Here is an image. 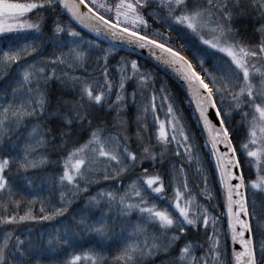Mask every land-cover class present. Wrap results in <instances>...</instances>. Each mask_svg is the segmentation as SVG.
Returning <instances> with one entry per match:
<instances>
[{"label":"snow or ice","instance_id":"1","mask_svg":"<svg viewBox=\"0 0 264 264\" xmlns=\"http://www.w3.org/2000/svg\"><path fill=\"white\" fill-rule=\"evenodd\" d=\"M58 6L97 37L114 42L92 62V72L88 60L99 44L85 41L71 21L54 20L52 35L45 39L44 13ZM145 13L166 31L149 34ZM246 19L258 25L251 40L245 39L246 28L237 27ZM8 33L18 35L6 49L0 47V81L15 65L14 74L0 87V209L5 213L0 214V227L37 220L35 198L19 214L25 198L10 177L14 168L15 175H21L47 164L40 149L53 144L57 136L56 147L65 153L62 170L45 179L58 191L60 206L51 198L42 200L40 220L65 216L93 184L115 180L119 185L125 174L130 183L122 189L102 186L68 222L62 221L51 232L32 236L29 229L21 239L5 230L0 237V264H43L54 261L51 253L62 256L59 264H156L157 259L159 264H264V206L256 204L257 192L264 194V0H0V36ZM172 33L181 41L179 47L173 46ZM84 45L90 46L87 52ZM120 48L146 49L157 67L170 69L184 83L223 186L230 255L222 242L219 217L192 194L183 165H172L171 195L162 175L149 172L163 163L170 145L175 156L201 165L199 148L176 115L166 85L156 89L154 74L142 71L137 60L121 57L113 70L116 76L110 78L108 57ZM184 49L192 53L196 65L182 53ZM205 59L215 71H209ZM55 83L67 89L63 95L74 99L54 97ZM128 87L133 90L128 92ZM158 106L166 109L165 121L157 115ZM133 107L137 109L134 138L127 135L125 119ZM208 109L214 110L219 127L208 118ZM112 113L109 127L104 117ZM233 113L245 129L242 139L235 136ZM149 114L151 134L146 123ZM82 137H87L83 144ZM198 170L204 186L201 194L211 200L208 178L202 168ZM25 182L24 190L31 186L26 175ZM17 195L20 200L14 199ZM201 227L204 243L190 238L192 230L198 235ZM81 233L94 235L97 244L84 249Z\"/></svg>","mask_w":264,"mask_h":264},{"label":"trees","instance_id":"2","mask_svg":"<svg viewBox=\"0 0 264 264\" xmlns=\"http://www.w3.org/2000/svg\"><path fill=\"white\" fill-rule=\"evenodd\" d=\"M12 2H28V0H12ZM87 2V0H86ZM30 16L32 14H29ZM44 16L46 17V26L44 29V36L45 39H47L49 36L52 35L50 29L53 26L54 20H60L62 23H67L71 21L67 16L64 15L63 11L59 8V6L56 8L55 11H48L44 13ZM145 18L148 20V25L149 28L147 31L150 33L154 31H160V32H165L166 29L159 23H154L152 18L148 16L147 13H145ZM73 27L75 28L76 31L80 32L81 35L83 36L85 41H92L95 44H99V48H96L93 52L90 53L91 59L88 60L89 64H92V67L88 68L89 72L93 71V68L95 67V64L92 62L95 60H98L101 55H103V50H107L110 47L105 45L104 43L96 40L86 32H84L82 29H80L78 26H76L72 21H71ZM237 27H244L246 28L245 32V39L246 40H251L253 37V29L254 27H258V25H254L253 22L250 20L246 19L243 23V25H237ZM17 33H8L5 34L4 36H0V47L2 48H7L11 42H14ZM63 35V34H62ZM172 36V41H173V46L174 47H179V44L181 41L178 40L176 37L175 33L171 34ZM89 45H84L83 50L86 52L88 51ZM67 51V49H65ZM48 52L51 53L52 49L49 48ZM182 53L188 57L189 60L192 61L194 65H196V60L193 59L192 53L189 52L187 49L182 50ZM121 57H127L128 60H137L138 63L141 65V70L145 72H151L154 74L155 77V88L159 89L161 85H166V90L170 94L171 101L173 103V108L176 111V115L181 117V123H183L186 126V131L191 133V141L198 146L199 148V157L202 161L201 165H197L195 161H193L191 164L186 163L182 156L177 157L173 154V146L170 145L167 153L165 154V158L163 160V163L157 164L156 168H149V172H159L162 175V178L164 179L165 183V189L168 192L169 195H171V190L169 189V179H170V173L172 172V165L176 164L177 167L180 165H183L185 174L188 179V186L189 189H191L192 194L196 197L197 201L206 206L209 207V211L219 217V231L222 235V242L226 243V246L228 248V253L230 255L231 253V246H230V240L229 237L226 235L228 232V227H227V222H226V215L225 213V206H224V199H223V193H222V186L219 182L218 179V172L215 167V162L213 159V156L210 152L209 146H205V135L203 133L202 127L200 122L197 120V115L192 107L191 104L188 103V98L183 92V90L180 88V86L169 76L164 74L163 72H160L158 69H156L154 66H152L150 63L146 62L145 60H142L130 53L119 51V50H113L112 55L108 57L109 60V70L112 72V77L113 78L116 76V73L113 72L115 68H118L119 66V61ZM205 65L208 67L209 71H215V69L212 66V63L205 59ZM199 71V68H197ZM15 72V65L13 66L12 71L9 72V75L5 77L4 81H0V87L3 86V84L8 80L9 76L13 75ZM76 75H80L81 73L77 71L75 73ZM219 74V73H217ZM96 75H99V73H96ZM203 75V73H201ZM52 88V94L54 97H59L63 95L64 92L67 91V89H62L59 85V83H55L51 85ZM133 89L131 87H128V92H131ZM148 93H145V96H147ZM159 93H157V104L159 105L160 100H159ZM63 98L65 100H73L74 98L71 95H63ZM220 105L218 104V107ZM137 109L135 107L130 108L128 111V115L125 117L129 121V127H128V133L130 137L134 138L135 134V125L132 123V121L135 119ZM157 115L159 116V119L161 121L166 120V109L165 108H160L159 106L157 107ZM115 116V113H112L111 116H105V120L109 122V127H111V120ZM239 120L240 117L236 113H233V120L232 123L234 124L235 128L237 131L235 132V136L239 138H243L245 135V129L241 128L239 125ZM51 123V122H50ZM99 121L93 120V124H97ZM146 123L148 124V133L151 134L154 131V126L152 122V116L149 114ZM227 123V122H226ZM54 127V125H51ZM231 131V130H230ZM26 133L21 135V141L23 140L24 136ZM13 140H16V137H12ZM87 137H82L80 138V143L83 144L85 143ZM237 141L234 138L233 143L235 144ZM9 142L5 140V144L7 145ZM60 139L59 136H57L56 141L53 144L47 145L45 149H40L41 152L46 153L47 155V161L48 163L43 165L42 167H38L35 169H29L26 174H21V175H15V168L13 169V175L10 177V179L15 180V185L14 187L21 192V194L24 196L25 200L24 202H21L20 205V210L19 214L23 215L24 214V209L26 207V202L29 200H33L35 198V204L33 205V214L37 216V220L35 221H29L23 224L19 225H8L4 227H0V237L3 236V233L5 230L7 231H14L15 235L20 236L21 239H24V235H21V233L28 234V230H31V235L32 236H38L41 233H48L51 232L53 227L55 226L56 228L60 227V224L62 221L68 222L69 218L72 217V215L79 209H82L84 205L87 203V199L90 195H95L96 192L104 185H113V186H118L121 189L123 186L127 185L130 183L128 180L127 176L128 174H125L120 178V184L117 185V181L111 180V181H101L99 184H93L89 188V191L86 193H81V195L73 201L71 206L68 208V211L65 216L58 217L55 220L51 221H44L40 220L39 216L41 215L39 209H40V202L42 200H45L46 198H51L52 203L56 204L57 206H60L59 202V193L58 191L53 190L52 186L46 182V177L51 176V175H58L60 171L62 170V162L65 153L61 152L56 145H59ZM135 147V145H133ZM195 151V149H194ZM237 154L239 155V148L237 150ZM178 162V163H177ZM150 162L146 161L144 164V167H148ZM241 164L242 166L244 165V160L241 157ZM203 170V174L207 176L208 178V188L211 192L212 199L208 200L205 198L204 195L201 193L204 191V186L202 184V179H201V173L198 169ZM138 172L140 169L137 170ZM22 172V170H21ZM25 175L29 180H31V186L27 187L26 190L25 188ZM245 178L246 182L249 178V172L245 171ZM252 179H255V172L253 170ZM83 187V185H82ZM20 195H17L14 197L16 200H20ZM256 204L257 207L264 206V194L257 192V197H256ZM47 208V205H45ZM251 212V206L249 208ZM8 212H12V208L9 207ZM0 214H5L2 209H0ZM254 224V232H255V222ZM204 228L201 227L199 229V234L196 235V230H192V235L190 236L191 239H194L196 241H199L200 243H204ZM211 232H209V235ZM83 236V239L80 240V244L83 246L84 249H88L89 247L92 246V244H97V238L94 235L90 234H84L81 233ZM107 243H111L108 241ZM99 246V245H97ZM114 253H110L109 255H113ZM202 253H197V255H201ZM51 255L55 258L54 261H49L45 260L43 261V264H59V259L62 258V256L59 253H51ZM173 256L176 254L173 253ZM156 264H159V259H157Z\"/></svg>","mask_w":264,"mask_h":264},{"label":"water","instance_id":"3","mask_svg":"<svg viewBox=\"0 0 264 264\" xmlns=\"http://www.w3.org/2000/svg\"><path fill=\"white\" fill-rule=\"evenodd\" d=\"M61 8L63 9V7L61 6ZM64 10V9H63ZM82 11L84 10L83 8L81 9ZM65 11V10H64ZM66 15L68 17L71 18L70 14L65 11ZM72 19V18H71ZM77 25H79L80 27H82L84 30H86L87 32H89L91 35L95 36L96 38H98L99 40L103 41L104 43H106L108 46H112V44L114 43L113 41H111L110 39H105L104 37H97L95 35V33L89 31V29L83 27L82 25H80L79 23H77L75 20H73ZM121 50L123 51H127V52H131L133 54H135L136 56L142 58V59H145L146 61L150 62L151 64H153L155 67H157V62L149 56L147 50H132V49H129V48H120ZM159 70L163 71L164 73H166L167 75H169L171 78H173L176 82H178L181 87L184 89V91L186 92V94L188 95L189 97V93L184 85V83L175 76V74L172 73V71L170 69H166L164 68L163 66H160V67H157ZM193 105V108L195 109V104L192 103ZM196 111V110H195ZM196 114L198 115V112L196 111ZM207 115H208V118L217 125V127H219V123H218V119L217 117L214 115V110L213 109H208V112H207ZM201 123V122H200ZM202 125V123H201ZM205 136H206V133H205ZM219 148H220V151L223 152L225 149L223 147V145H219ZM215 159V158H214ZM235 183V181L233 182ZM228 220V218H227ZM237 250H240L239 249V245L236 246Z\"/></svg>","mask_w":264,"mask_h":264},{"label":"bare ground","instance_id":"4","mask_svg":"<svg viewBox=\"0 0 264 264\" xmlns=\"http://www.w3.org/2000/svg\"><path fill=\"white\" fill-rule=\"evenodd\" d=\"M177 84L180 86V88L183 90V92L185 93V95L187 96V98H188V95L186 94V92L184 91V89L181 87V85L177 82ZM203 130V129H202ZM204 133V132H203ZM204 135H205V133H204Z\"/></svg>","mask_w":264,"mask_h":264}]
</instances>
